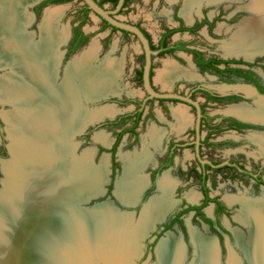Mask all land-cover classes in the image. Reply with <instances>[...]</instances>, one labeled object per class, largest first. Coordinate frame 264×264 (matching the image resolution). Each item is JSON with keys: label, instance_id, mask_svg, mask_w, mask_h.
<instances>
[{"label": "bare ground", "instance_id": "1", "mask_svg": "<svg viewBox=\"0 0 264 264\" xmlns=\"http://www.w3.org/2000/svg\"><path fill=\"white\" fill-rule=\"evenodd\" d=\"M34 1L0 0V69L11 70L5 76H0V101L14 107L5 114L10 126L8 135L13 160L3 164L6 179L5 190H0V264L56 262L54 243L48 244L46 248L45 244L42 248V243L47 239L46 232L54 228L51 216L55 222L58 217L66 218L65 214L59 216L64 212L62 208H72L75 202L82 199L84 192L94 193L103 182L106 172L103 160L101 166L89 175L86 154L84 159L71 162L75 151L70 141L82 131L88 119V112L82 110L78 103L79 94L84 91L86 99L99 100L120 91L117 76L121 68L115 64V60L108 58L98 70L94 68L99 52L96 42L81 56L76 55L69 61L65 66V77L58 84L60 61L56 52L66 43L69 32L68 29L58 32L60 15L57 14V9L50 12V8L54 7H48L44 10L40 38L37 40L36 34L28 31L32 16L27 9ZM219 1L233 0H185L182 14L190 21V12L195 5L200 7L204 2L215 4ZM250 3L260 13V19L245 22L234 36L233 42L225 45L228 54L243 55L248 60L264 53V0H251ZM163 75L160 80L167 88H171L173 80L194 77L192 72L172 63H167ZM244 90L250 92L252 89L244 87ZM111 112L105 108L92 113L91 117H99L102 113L112 114ZM226 112L244 119L264 121V101H257L255 107L245 103L233 105ZM174 116L180 132L186 130L193 121L188 117L187 111L180 108L175 109ZM161 136L160 130L152 129L149 135L151 144L155 146L159 143ZM254 139L264 151V134H258ZM144 156L145 159L142 160L131 155L123 157L125 174L117 185V193L126 205H134L147 185V180L140 174L152 155L145 150ZM74 167L77 168V176L76 173L73 174ZM72 176H76V181ZM72 180L76 183L74 187ZM177 183L169 172L163 174L159 186L163 195L152 199L144 207L139 223L133 229V226H129L134 220V214H120L115 209L105 207L98 211L97 219H91L90 227L80 220L79 223H74V227L78 231L86 226L84 230L88 231L87 240L89 236L91 239L99 237L92 228H104L110 235L103 238L101 245L98 244L104 249L101 251L105 254L104 260H108L109 255L114 264H131L136 255H127L134 252L133 241L140 242L154 225L165 219L173 205L172 197ZM189 199L195 201L197 196L189 194ZM241 202V221L251 227L248 247L244 248L246 257L249 264H264V199ZM116 227H123L131 231V234ZM116 230L118 233H115ZM192 231L196 255L192 264H221L215 240L194 229ZM81 233L77 232L79 235ZM237 236L242 244L243 236ZM163 241L157 249L158 257L163 262L160 261L161 264H182L186 254L181 242L173 238ZM138 249L141 251L140 246ZM126 258H130V262ZM228 264L241 263L231 254Z\"/></svg>", "mask_w": 264, "mask_h": 264}, {"label": "rangeland", "instance_id": "2", "mask_svg": "<svg viewBox=\"0 0 264 264\" xmlns=\"http://www.w3.org/2000/svg\"><path fill=\"white\" fill-rule=\"evenodd\" d=\"M250 1L251 0H233L228 2L219 1L215 4H208L207 2H204L200 7L195 5L194 9H192L190 12L191 20L189 22L186 20V18H184V16H182L181 13L182 9H184L185 7V0H163L161 4H159V0H138L136 2L130 3L122 11L117 13L116 16L118 19L125 23L140 25L150 34L154 44L158 43L159 37L162 35V32L165 28L179 26V22L177 21V19L183 20L186 27L192 28L194 27V25H198L199 27L196 28L198 29L197 32H178L171 37L170 41L186 43L191 49L201 52L205 59L213 58L244 64L232 65V67H249L264 83V53H259L254 57V59L248 60L243 55L237 56L228 54L225 48L226 44L233 42L234 36H236L240 28H243V24H245V22L251 23L260 19V13L255 11L256 8L250 6ZM104 6L109 11H115L116 9L111 3H105ZM46 7H54L50 8V12L57 9V14L60 15V19L57 23L58 32L68 29L69 34H71L73 29L83 21V9L85 6L79 0H74L62 4H49ZM44 10L40 13V18L37 23H35L33 27H30V29H28L30 33L33 32L36 34L35 36L37 40H39L40 38V26L44 20ZM173 12H176L177 16L179 17L175 19L176 22L172 17ZM203 21H206V23L203 24ZM82 28V30L87 34V37H89L86 45L81 47L78 51H76L69 57H65L67 44H62L59 47V50L56 52V56H58V59L60 61L58 67L59 76L57 75L58 84H61L65 77L64 70L66 64H68V62L71 61L77 54L78 56H81L86 51V49H88L94 42L99 45V57L98 60L94 62V68H97L98 70V67H100L102 63L109 58L115 60V64L119 65L121 69L117 76V85L120 88V91L112 94L115 97L113 96L112 98L102 100L94 104H86L87 100L88 102H93L96 100H91L89 98L86 99L84 91H81L79 94L80 99L78 103L81 106L82 110H86L88 112V119L86 124H84L83 126V132H81L77 137L75 135L70 141L71 145H73L72 148L75 151L73 155L74 158L71 159V162H73L72 160L75 161L80 158L84 159L83 157L86 154V168L89 170L88 174L92 175V172H94V170H97V168L101 166L103 160H105L106 172H104V179L100 184V187H98L96 191H98L106 181L108 182V174L110 180V182H106L105 186L103 187L104 191H106L103 195H101L99 198L93 199L89 204H81L79 208L83 210L87 208L92 210L99 204H108V206H105V208L115 209L120 214L132 213L134 214V220L130 223L129 227L131 228L133 226V229L136 225H138V220L140 219V216L142 214L141 212L144 211V207L150 204L152 199L156 198L157 196L161 197L163 195L162 192H160V181L163 174L169 172L172 178L176 182H178L172 197L174 201L171 209L164 217L165 219L161 220L160 223L156 225V227H159L166 221H169L171 223L174 220L175 215H181L183 211L181 205L183 202H185V205L187 206H198L204 200L201 184L197 174V171L201 172V168L198 164L197 159L193 156L194 148L185 150L183 152H178L175 157L174 164L159 176L157 180L158 186L155 187L148 196H146V191L150 189L148 176L153 170V166L150 165L155 164L157 162V159L159 160V163H164L166 161L165 153L167 150V145L170 141L175 140L176 142L181 141L183 143H189L193 139V135L182 136L183 132H180L178 130L179 127L177 125V120L173 116V108L175 107H172V102H167V105L172 107L171 113L169 109L161 106V104H158V101H155L153 105H151V103H148L147 111L143 115V119L136 130L132 129V121H128L126 123L127 125L125 126L126 128L124 129H122V127L112 126V124L110 123L115 119L134 113L136 111V108L138 106L132 104V101H137L138 103L142 101L145 102L147 94L143 88V84L139 82L137 76V72L140 71L144 66L145 56L143 54V50L139 41L134 36L125 35L121 31L114 32L111 27L105 28V24L103 23V21L99 20V18L93 15L91 12H89L88 20ZM110 53L113 54L110 55ZM178 55V58L172 57L170 55H164L155 58L153 82L155 84V88H157L159 92H169L177 88L180 92L188 94L193 91V89H196L197 87L203 85L214 91H233L244 95V87H250L244 85L238 80H233L229 83L228 81L225 82L224 80L216 78L211 73H202L196 66L192 54L180 52L178 53ZM167 63H176L178 66L186 69L187 72H192L194 77L191 79H187L186 77L179 78L174 81L171 88L165 87L164 84L158 81V74L161 71L165 70V66ZM221 68H224V66L222 65ZM9 71H11L10 68L0 70V76H5ZM246 93L250 94L251 91ZM195 96L197 101H204L203 95L201 93H197ZM257 101L259 100L256 97H251L248 101L243 99L242 101H240V103H235L232 105L226 104L221 106H206L210 108L208 109L209 114L218 116L219 114L225 113L226 109L230 106L245 103L248 106L255 107ZM175 105L177 107V105L179 104ZM149 107H152L153 111L151 110L150 114L148 115ZM13 108L14 107L12 105L0 104V131L4 136L5 143V150L2 149L0 151L1 191L5 190L4 183L6 179L4 177L3 164L5 161L13 160V155L10 152L11 139L8 135V129H10V126H8L5 119V114L13 110ZM105 108H108V110L110 109L112 111V114L102 113V115L99 117H91L92 113L104 110ZM188 113L190 114L189 108ZM164 114L165 116L167 115L166 117L169 120H172L168 121L164 117ZM190 116L193 118V115L190 114ZM98 120L100 121L98 122ZM89 122H94L95 126H87ZM84 127H86V129ZM152 128H155L162 132L160 142L155 144V146L151 144L152 142L149 138ZM120 132H123L124 135L122 136L115 154L117 162V169L115 170L113 168V156L112 153H110V150L117 138V135ZM255 134L258 135L264 133L246 131L240 134H236L234 131H225L221 134H217L213 137V141L216 142V144L222 145L230 141L229 143H231V146L224 145L208 150L205 149V156L204 158H202V161H210L211 163L215 164H222L226 162L236 163L237 165L244 166L247 170L253 173H256L259 170H264V151L261 148L260 144L254 141V138L256 136ZM178 136H181V138H177ZM145 150H148L152 155V159L147 162L146 166H144L140 174L147 180V189L144 190L146 188L145 187L141 191L137 202L133 203L134 205L128 203L132 206L127 207L123 205V201L120 199L117 193V185L123 179L125 174L126 164L123 160V157L124 155H131L132 157H137L139 160H142L145 159ZM158 155H160V157H158ZM90 168L92 170H90ZM75 173L77 176L78 172L76 167H74L73 174ZM207 174L210 197L217 198L225 206H229H226L229 210L228 215H222L221 221L225 226L227 224V226L232 229L237 244L245 254L244 248H246L245 246L248 247V239L250 238L251 227L250 225H247L243 221H241V218H243V215L241 214L243 210L241 201H256L258 199H264V188H258L251 179L244 177L239 170L227 169L220 173H216L215 170L210 169ZM76 176H72L73 179L75 178V181ZM75 185L76 183H74L72 180V186L74 187ZM192 193L197 196V199L195 201H191L189 199V194ZM214 209L215 204L210 203L204 209V212L206 215L212 216V212L214 211ZM125 217L127 218L129 216ZM232 218H234V222H231L230 219ZM182 219L184 220L188 231L189 229L191 230V235L193 233L192 230L194 229L200 234L212 238L208 236L209 231L205 230V224L203 223L201 218L195 215L194 211L184 214ZM228 219L230 220V223H232V227L229 225ZM172 225L173 226L164 233L163 238H166V235H169L167 239L173 238L175 241L181 242L178 237L183 235V229L181 228L179 223H175ZM156 227L153 229V231L151 230V233L156 230ZM116 228L123 231H129L124 229L123 227ZM128 234H131V231H129ZM238 234L243 236L242 244L239 243L237 236ZM148 236L149 234H147L145 238L140 241L142 246L141 251L143 253L140 252L139 254H137L139 252L138 247L140 246V242L139 240L133 241V244L135 245L133 247L134 252L132 254H128L127 256L130 257L136 255V258L139 257L137 260H135V264H157L156 259H142L141 257V254H144L145 251H147V247L150 244V242L146 241V239H149ZM72 238L74 237L67 236L62 238L60 242L55 243V253L57 254L55 255L56 257H59L54 264H114L113 258H111L108 254V260H104L106 259L104 258L105 254L101 252L102 248H100L101 246H98V244H87L85 241H83V239H77L76 241L72 240L74 241L72 242L70 241V239ZM163 240L161 241V243L164 242ZM232 247L236 249L234 242ZM96 250L98 251L96 252ZM195 258L196 255L194 259ZM126 259L127 262H130V258ZM110 260H113L112 263ZM158 260L159 264H161L162 261L159 259V257ZM193 261L190 264H192Z\"/></svg>", "mask_w": 264, "mask_h": 264}, {"label": "flooded vegetation", "instance_id": "3", "mask_svg": "<svg viewBox=\"0 0 264 264\" xmlns=\"http://www.w3.org/2000/svg\"><path fill=\"white\" fill-rule=\"evenodd\" d=\"M50 1L51 0H43V1L38 2L37 4H34V5L32 4L28 7L27 12L29 14H31V16H32V21L30 22L28 29H30V27H33L34 24L37 23V21L40 18V13L46 8V6L49 4H53ZM136 1H138V0H131L130 3L136 2ZM162 1L163 0H159V4H161ZM118 2H119V0H118ZM125 2H126V0H125ZM125 2H124V5H125ZM129 4H127L125 7H127ZM124 5H123L122 10L125 8ZM116 6H114V7L116 8ZM172 17H173L175 22H176L175 19L179 18L177 16L176 12L175 13L173 12ZM177 21L179 22V26L165 28L162 32V35L159 37V41L157 44L153 43L150 34L144 28H142L140 25H136L144 32V34L147 33L149 35L148 40L150 42L151 49L154 52H158V54L156 56L152 57V59H153V66H152L153 70L151 72L152 83H154L153 82V73H154V60L156 57H160V56H164V55H167V56L170 55L172 57L178 58V56H179L178 53L185 52V53L192 54L193 59L196 63V66L199 68L200 72L211 73L216 78L224 80L225 82L228 81L229 83L233 80L234 81L238 80L239 82L243 83L244 85L250 86V88L252 89L251 93H253V91H254L258 95L264 96V83L259 79V77L249 67L248 68L243 67V66L238 67V68L232 67V65H238L240 63L231 62L230 64H219V65L214 66L218 70L226 71V72H222L221 74H219L214 68L208 69V68L202 67L203 68L202 69L200 67V65L198 64L196 56L193 53L185 51V50H190V51H198V50L191 49L184 42L170 41L171 37L178 32H190V33L197 32L198 29H196V28H198L199 26L194 25V27H192V28L186 27L183 20L177 19ZM202 23L204 24V23H206V21H203ZM202 23H201V25H202ZM75 28L73 29L71 39H70L69 43L67 44L65 57H69V52L71 50V43H72V40L74 39ZM185 28L187 30H182ZM170 31H175V32L173 34H171V36L167 37V40L165 43H162V39ZM83 34H84V36L87 37V34L84 31H83ZM168 49H173V52L161 54L162 50L166 51ZM71 55H73V54H71ZM144 59H145V57H144ZM208 60H211V59H205L203 57V62H207ZM216 60H220V59H216ZM222 61H224V60H222ZM222 65L224 66V68H221ZM240 65H244V64H240ZM211 67H213V66H211ZM228 69H238V70H241V72L238 74L232 73V72H228ZM154 88H155V85H154ZM155 90L157 92H159V90L157 88H155ZM162 93L178 94V95H181L184 97H188V98L192 99L193 101H196L199 103L200 109H201V117H200V122H199V132L197 131L198 112L194 106L189 105V104L184 103V102H181V101L176 100V99H155V98L150 99L149 95L147 93H146L147 97L145 99V102L142 101V102L138 103L137 101H132L133 102L132 104L138 106L134 113H131V114L125 115L123 117L117 118L113 122H111L110 124H112V126H114V127H122V129H124V128H126L125 127L127 125L126 123L128 121H132L133 122L132 129L136 130V128L140 125V123L143 119V115L147 111V104L151 103V105H153L155 101H158V104H161V106L169 109L170 113H171L172 107H176L175 104L187 106L189 108L190 114L193 115V121H192V124L185 131H183L182 136L183 135H189V136L193 135V139L189 143H183L181 141L176 142L175 140L170 141L168 143L167 150L165 153V155H166L165 160L166 161L164 163H162V162L159 163V160L157 159V162L155 164L150 165V166H153V168H152L153 170L151 171L150 175L148 176L149 177V183H150V185H149L150 189H148L146 191L145 195L148 196L150 194V192L155 187L158 186L157 180H158L159 176L162 175L167 169H169L174 164L175 157H176L178 152H183L185 150L194 148V150H193L194 155L193 156H194V158L197 159L198 164L201 168V172L197 171V174H198V179H199L200 184H201V189H202V193L204 196V200L198 206H187V205H185V202H183L181 205L183 208L181 215L180 214L175 215V218L171 223L169 221H166L162 225H160L159 227H156V230L153 233L149 234V236H148L149 239H146V241L150 242V244L147 247V251H145L144 254H141L142 259H146V258L156 259L157 264H159L158 251H157L158 246L163 239H167V237H169V235H166V238H163V235L165 232H167L173 226L172 224L179 223L181 228L183 229L184 233L180 237H178V236L177 237L181 240V242L185 248V252H186V256H185V259H184L182 264H190L194 260V257H195V254H194L195 246H194L193 241H192L191 230L189 229V231H188L182 217L184 214L194 211L195 215H197V217L201 218L203 223L205 224V226H206L205 230L209 231L208 236L212 237L215 240L217 247L219 249V252H220L221 264H228L230 254H234L240 260L241 264H249L248 263L249 261L247 260L244 252L241 250V248L239 247V245L236 242L235 235H234L232 229H230L227 226V224L225 226L221 221V216L222 215H228V213H229V210L227 208V207H229L228 205H226L227 206L226 207L223 203H221L219 201V199L211 198L210 197V191H209L208 192V198L211 201L208 202V204L200 210V212L203 215H200L199 214L200 212H198V210H190V211L186 212V210L188 208H190V207H195V208L196 207H202L204 205V203L206 202V195L204 193V187H203V184L200 180V177L205 175L206 187L209 190L208 174L207 173L210 169L215 170L216 173H220V172L227 170V169L228 170H230V169L239 170L244 177L251 179L258 188H264V170H259L256 173H253V172L247 170L244 166L237 165L236 163L226 162V163H222V164H215V163H211L210 161H206V162L202 161V158H204V156H205V149L208 150V149H212L214 147H221L224 145L225 146L226 145L231 146V143H229L230 141L228 143L222 144V145L216 144V142L213 141V137L216 136L217 134H221L222 132H225V131H231V132L234 131L236 134H240V133H243L246 131L247 132H250V131L263 132L264 133V125L244 122L239 118L240 116L235 115L233 113L225 112V113L219 114L218 116H214V115H211L208 113V109H210V108L207 106H221V105H226V104L232 105L235 103H240V101H242L243 99L248 101V100H250V98H248V99L244 98L245 95L248 93L245 92V94L242 95L238 92H233V91L232 92H219V91H214L212 89H209L203 85L197 87L196 89H193V91H191L188 94L180 92L177 88H175L173 91L162 92ZM197 93H201L203 95V98H204L203 102L197 101L196 96H195ZM167 102H172L173 106L170 107L169 105H167ZM151 110L153 111L152 107H149L148 115L150 114ZM146 116H147V114H146ZM166 116L164 114V117L168 121L172 120V119L169 120ZM126 117H128V118H126ZM171 118H172V116H171ZM116 123H117V125H116ZM242 124H246L247 126H242ZM168 125H169V122H168ZM120 133H122V132H120ZM120 133L117 135V138H116L115 142L113 143L111 150H110V153H112V156H113L112 162H113V168L115 170L117 169L116 168L117 162H116L115 154H116V151L118 149L120 142H119L118 146L116 147L115 153H113L112 150H113V148H114V146L118 140ZM168 133H169V131H168ZM166 136H165V138H166ZM177 138H181V136H178ZM4 145H5L4 136H3L2 132L0 131V151L2 149L5 150ZM158 157H160V155H158ZM114 163H115V165H114ZM150 166H149V168H150ZM207 166H209V167H207ZM146 189H147V187L144 190H146ZM210 203L215 204V209L212 212L213 213L212 216H208L204 212V209ZM230 220H231V222L235 221L234 218H232ZM230 220L228 219L229 225L232 227L233 225H232V223H230ZM151 240H152V242H151ZM233 242H234L237 250L232 247ZM141 247L142 246L140 243V248ZM192 247H193V249H192ZM140 252H142V251H139V253ZM149 253L151 256L149 255ZM138 258L139 257H137V258L135 257L132 260L131 264H135V260H137Z\"/></svg>", "mask_w": 264, "mask_h": 264}, {"label": "water", "instance_id": "4", "mask_svg": "<svg viewBox=\"0 0 264 264\" xmlns=\"http://www.w3.org/2000/svg\"><path fill=\"white\" fill-rule=\"evenodd\" d=\"M40 1H43V0H35L33 2V5L37 4ZM79 1L85 7H87L93 15L98 17L101 21H105L106 23H108L111 26V28L112 27L117 28L121 32L122 31L129 32L132 36L137 38V40L139 41V43H140V45L142 47V50H143V53H144V56H145V63H144V68H143V87H144V90L146 91V93L149 95V98L150 99H154V98L155 99H176V100H179L181 102H184V103H187L189 105L194 106L197 109V112H198V116H197V131L199 132V122H200V117H201V109H200V105H199L198 102L193 101L192 99H190L188 97H184V96H181V95H178V94L162 93V92H157L155 90V88H154L155 84L152 83V77H151V72L153 70L152 69V66H153L152 57L156 56L158 54V52H154L151 49L150 42H149L148 38L145 36L144 32L138 26H136L134 24H130V23H125V22H123V21H121L120 19L117 18L116 14L119 13L122 10L125 0H119L115 11H109V10H107V8L105 6H100L98 0H79ZM46 8H48V7H46ZM71 36H72V33L69 34L68 39H67L65 44L69 43V41L71 39ZM111 54H113V53H110V55ZM113 96L114 95L104 96V97H102L99 100H96V101H93V102L92 101L91 102H86V104L87 103L94 104L96 102L112 98ZM251 97H256L258 100L264 101V96L258 95L254 91H253V93L246 94L244 98L248 99V98H251ZM0 104L1 105H9V104H7L6 102H3V101H0ZM239 118L242 121H244V122L264 125V121L252 120V119H244V118H241V117H239ZM99 121L100 120H98V122ZM98 122H97V124H98ZM89 125L95 126L94 122H89L87 126H89ZM81 132H83V131H81ZM80 133H77L76 137ZM107 180H108V182H110L109 174L107 175ZM105 183L101 186V188L98 191H94V193H91L89 191L87 193L84 192V195H83L82 199L80 198L81 201L80 202L79 201L75 202V204L72 206V208L71 207L69 208V206L66 207V208L65 207L62 208V210H64V212L60 213L59 216H61L62 214H65L66 218L58 217V221L55 222L53 220V216H51V219L54 222V224H53L54 228H53L52 231H50V229H49L46 232L47 239L44 240V242L42 243V248H43V245L45 246V244H46V246H45V248H46L47 245L50 244V243H54L53 246L55 247L56 246L55 243L60 242L62 240V238L67 237V236L68 237L69 236L70 237H74V238L70 239V241H72V240L76 241L77 239H83V241H85L87 244H89V243L91 244L92 243V244H100V245H101V242L103 241L104 237H110L108 231L107 230L105 231L104 228H101V229L104 230V232H102L103 230H100V228L98 230H96V228L94 227L92 229H94L93 231L96 232L99 235V237L91 239L90 236H89V240H87L88 231H85L86 230L85 229L86 226H84L82 228V230L78 229V231L74 227V223H77V222L79 223L78 220L86 223V225L88 227H90L91 226V222H92L91 219L92 218H94V219L96 218L97 219L99 217L97 215L98 211L102 210L105 206H108V204L107 205L106 204H99L98 206H96L92 210L88 209V208L84 209V210L79 208V206L81 204H83V203L84 204H89V203L92 202L93 199L99 198L101 195H103L104 192H106L103 189V187L105 186ZM2 184H3V182H2ZM123 205H125L127 207L128 206H132V205H126L125 203H123ZM155 227H156V225H154V227L151 230L153 231V229ZM151 230L147 234H150ZM77 232H82L81 233L82 235L77 234ZM115 233H118V231L116 230ZM72 242H74V241H72ZM102 250H104V249L102 248ZM58 257H56L55 260H57Z\"/></svg>", "mask_w": 264, "mask_h": 264}, {"label": "trees", "instance_id": "5", "mask_svg": "<svg viewBox=\"0 0 264 264\" xmlns=\"http://www.w3.org/2000/svg\"><path fill=\"white\" fill-rule=\"evenodd\" d=\"M71 1H74V0H51L50 2L53 3V4H62V3H67V2H71ZM131 0H126L125 2V5L124 7L130 3ZM105 3H111L113 4L114 6L117 5L118 3V0H103V1H100L99 2V5L100 6H104ZM90 10L87 8V7H84L83 9V21L75 28L74 32V39L72 40V43H71V50L69 52V56L71 54H73L75 51H77L78 49H80L81 47H83L84 45H86V43L88 42L89 40V37H86L84 36L83 34V31H82V27L83 25L87 22L88 20V14H89ZM103 23L105 24V28H109L111 27L108 23H106L105 21H103ZM112 30L115 32V31H119L117 28H114L112 27ZM182 30H187L186 28L185 29H182ZM125 35H130L129 32H124L122 31ZM175 31H170L168 32V34L162 39V43H165L166 40H167V37L168 36H171V34H173ZM146 37L149 39V35L147 33H145ZM186 52H190V53H193L196 58H197V61H198V64L200 65V67H205V68H208V69H215L219 74H221L222 72H226V71H223V70H218L216 69L214 66L216 65H219V64H230L231 62H228V61H222V60H216V59H211V60H208L207 62H203V54L201 52H198V51H190V50H185ZM173 52V49H168V50H162L161 51V54H164V53H171ZM213 66V67H211ZM143 68L144 66L142 67V69L140 71L137 72V76H138V80L139 82L143 83ZM203 69V68H202ZM205 70V69H204ZM228 72H232V73H240L241 70H238V69H228ZM128 118V117H126ZM125 118V119H126ZM117 125V123H116ZM242 126H247L246 124H242ZM124 135V133H120L119 137H118V140L112 150L113 153H115L116 151V147L118 146L119 142L121 141L122 139V136ZM115 165V163H114ZM209 167V166H207ZM200 180L203 184V187H204V193L206 195V202L204 203V205L202 207H190L186 210V212L190 211V210H198V212H200V210L202 208H204L208 202H210L211 200L208 198V188L206 187V177L205 175L204 176H201L200 177ZM200 215H203L201 212L199 213Z\"/></svg>", "mask_w": 264, "mask_h": 264}, {"label": "crops", "instance_id": "6", "mask_svg": "<svg viewBox=\"0 0 264 264\" xmlns=\"http://www.w3.org/2000/svg\"><path fill=\"white\" fill-rule=\"evenodd\" d=\"M182 11H183V9H182ZM182 13V12H181ZM182 16H184L183 14H182ZM184 18H186L185 16H184ZM100 20V19H99ZM186 20L189 22V20L186 18ZM93 44H95V42L93 43ZM96 45H98V44H96ZM91 46H92V44H91ZM91 46L88 48V49H86V51H88L90 48H91ZM115 49V48H114ZM85 51V52H86ZM99 57V56H98ZM168 64H171V63H168ZM173 64V63H172ZM177 67H179L176 63H174ZM166 68H167V64H166V66H165V70H163V71H161L159 74H158V81L159 82H161V80H160V78L162 77V76H164L163 75V73L166 71ZM180 68H182V67H180ZM183 69V68H182ZM186 70V69H185ZM177 80V79H176ZM176 80H173V83H174V81H176ZM162 84H164L163 82H161ZM173 83H171V87H172V85H173ZM165 86V85H164ZM177 108H180V109H182V110H184V111H187V113H188V107L187 106H185V105H178L177 107H175V108H173L174 110H173V114H174V111H175V109H177ZM174 116V115H173ZM175 117V116H174ZM188 117L189 118H191V119H193L191 116H190V114L188 113ZM153 130H156V131H158L157 129H155V128H152Z\"/></svg>", "mask_w": 264, "mask_h": 264}]
</instances>
